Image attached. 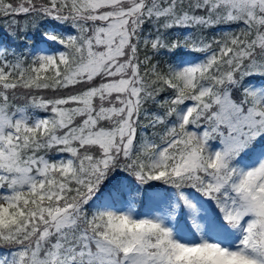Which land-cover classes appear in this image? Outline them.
Masks as SVG:
<instances>
[{
	"label": "snow or ice",
	"instance_id": "snow-or-ice-1",
	"mask_svg": "<svg viewBox=\"0 0 264 264\" xmlns=\"http://www.w3.org/2000/svg\"><path fill=\"white\" fill-rule=\"evenodd\" d=\"M0 18V264H264V0H0Z\"/></svg>",
	"mask_w": 264,
	"mask_h": 264
},
{
	"label": "trees",
	"instance_id": "trees-1",
	"mask_svg": "<svg viewBox=\"0 0 264 264\" xmlns=\"http://www.w3.org/2000/svg\"><path fill=\"white\" fill-rule=\"evenodd\" d=\"M12 2L15 3L16 0H12ZM5 19H7V18H0V37H3V38L6 39L7 41H11V40H12V37L9 36L7 29L5 28V26H4V24H3V21H4ZM217 25H218V26H224L223 24H217ZM231 25H232L231 27L236 26V27L234 28V30H229V31H232V32H238L239 29L243 27L242 24H235V23H233V24H231ZM231 29H232V28H231ZM148 30H152V29H151V26H150V25H145V33H144V34H146V32H148ZM195 31H196V30H195ZM227 32H228V31H227ZM199 33H201V34H207V32H206L205 30H201V31H199ZM197 34H198V33H197ZM197 34H191V35L194 36V37L197 36L196 39H193V38H191V36H190V40H189V39L185 40V39L188 38L189 36H188V37H186V36H182L181 41H187V44H188V46H189V44L191 43V40H195V41L197 42L198 40H200V39L202 38L201 36H198ZM21 35H23V34L21 33ZM177 35H178V34H174V33H173V30H172V29L168 30L167 37H168V40H169V41L174 40V39H177ZM16 43H19V41H16ZM141 55H143V52L141 53ZM171 60H172L171 55H165V56L161 57V64H162V67H164V68L166 69L167 63H168V62H171ZM154 62H155V61H154ZM16 103L19 104V105H23V104H24V101H23V100H18ZM154 107H155V106H153V109H154ZM148 131H149V133H151V129H149ZM3 251H4V249H0V252H3Z\"/></svg>",
	"mask_w": 264,
	"mask_h": 264
},
{
	"label": "rangeland",
	"instance_id": "rangeland-1",
	"mask_svg": "<svg viewBox=\"0 0 264 264\" xmlns=\"http://www.w3.org/2000/svg\"><path fill=\"white\" fill-rule=\"evenodd\" d=\"M192 28H193V27L186 28V31H183V32H182V35H183V36H186V37L189 36V37L186 38L185 40H187V39L190 40V36H191V38L196 39L197 36L194 37V36H192L191 34H197V33H198L197 35H198V36H201V37H202L201 39H204V40H206V41H211V40L214 39V38H217V39H218V38H221V36L223 35V33L227 32L226 27H223L222 29H214L213 32H212V34L210 33L209 30H212L213 27H210V28H196V31H195V32H192ZM194 28H195V27H194ZM201 30H205L206 32L209 33V35H208V34H201V33H199V31H201ZM150 31H151V30H148V32H146L145 35H148ZM173 32L176 33V34H178V32H176V31H173ZM177 38L181 40L180 37H177ZM0 39H1V38H0ZM201 39H200V40H201ZM2 40H4V39H2ZM200 40H198L197 42H196L195 40H191V43L189 44L188 47L190 48L191 45L193 44V42H195V43H199ZM184 50H185V51H188V48H185ZM201 54H203V53L192 52L191 55L189 56V59H195L196 57H199ZM143 210L146 211V209H143Z\"/></svg>",
	"mask_w": 264,
	"mask_h": 264
}]
</instances>
